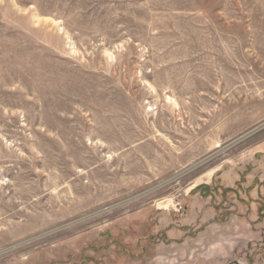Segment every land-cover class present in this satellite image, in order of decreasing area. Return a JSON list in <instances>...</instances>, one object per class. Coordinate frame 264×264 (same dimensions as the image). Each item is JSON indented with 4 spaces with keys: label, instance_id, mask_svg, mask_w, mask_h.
I'll return each mask as SVG.
<instances>
[{
    "label": "rangeland",
    "instance_id": "obj_1",
    "mask_svg": "<svg viewBox=\"0 0 264 264\" xmlns=\"http://www.w3.org/2000/svg\"><path fill=\"white\" fill-rule=\"evenodd\" d=\"M0 264H264V0H0Z\"/></svg>",
    "mask_w": 264,
    "mask_h": 264
}]
</instances>
